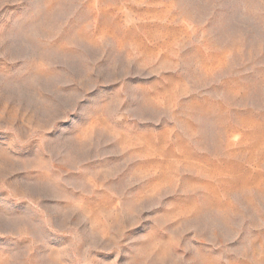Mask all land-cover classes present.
Segmentation results:
<instances>
[{
    "label": "rangeland",
    "instance_id": "1",
    "mask_svg": "<svg viewBox=\"0 0 264 264\" xmlns=\"http://www.w3.org/2000/svg\"><path fill=\"white\" fill-rule=\"evenodd\" d=\"M0 264H264V0H0Z\"/></svg>",
    "mask_w": 264,
    "mask_h": 264
}]
</instances>
